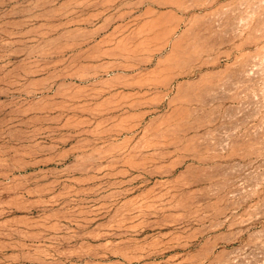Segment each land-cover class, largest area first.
<instances>
[{
  "label": "rangeland",
  "instance_id": "obj_1",
  "mask_svg": "<svg viewBox=\"0 0 264 264\" xmlns=\"http://www.w3.org/2000/svg\"><path fill=\"white\" fill-rule=\"evenodd\" d=\"M0 264H264V0H0Z\"/></svg>",
  "mask_w": 264,
  "mask_h": 264
}]
</instances>
